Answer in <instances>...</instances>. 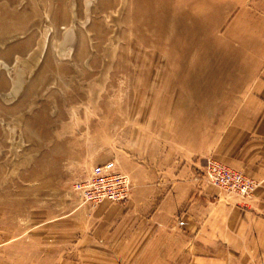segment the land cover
Returning <instances> with one entry per match:
<instances>
[{
	"label": "rangeland",
	"instance_id": "obj_1",
	"mask_svg": "<svg viewBox=\"0 0 264 264\" xmlns=\"http://www.w3.org/2000/svg\"><path fill=\"white\" fill-rule=\"evenodd\" d=\"M184 1L20 0L10 11L9 22L27 25L0 30V264H60L54 227L68 230L73 211L132 197L126 168L148 171L149 156L168 142L184 71L202 67L184 64V54H211V40L184 47ZM108 160L129 176L131 194L84 201L76 183ZM207 160L202 176L212 185ZM254 181L245 196L212 186L223 200L241 199ZM241 264H264V253Z\"/></svg>",
	"mask_w": 264,
	"mask_h": 264
},
{
	"label": "crops",
	"instance_id": "obj_2",
	"mask_svg": "<svg viewBox=\"0 0 264 264\" xmlns=\"http://www.w3.org/2000/svg\"><path fill=\"white\" fill-rule=\"evenodd\" d=\"M19 3L0 0L1 31L26 29L8 21ZM179 14L184 47L211 40V54H184V64L202 67L184 71L168 142L149 156L148 171L126 168L132 197L73 211L68 230L48 233L60 264H241L264 253V0H185ZM207 159L260 184L223 200L202 176Z\"/></svg>",
	"mask_w": 264,
	"mask_h": 264
},
{
	"label": "built area",
	"instance_id": "obj_3",
	"mask_svg": "<svg viewBox=\"0 0 264 264\" xmlns=\"http://www.w3.org/2000/svg\"><path fill=\"white\" fill-rule=\"evenodd\" d=\"M204 173L212 185L222 190L235 191L240 196L249 194L257 184L241 172L213 159L207 160ZM75 187L79 196L91 203L126 200L131 194L129 176L118 170L111 160L92 166L89 173L76 183Z\"/></svg>",
	"mask_w": 264,
	"mask_h": 264
}]
</instances>
